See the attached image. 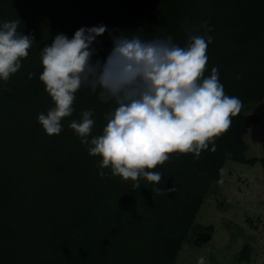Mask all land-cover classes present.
<instances>
[{
	"label": "trees",
	"instance_id": "16d2710c",
	"mask_svg": "<svg viewBox=\"0 0 264 264\" xmlns=\"http://www.w3.org/2000/svg\"><path fill=\"white\" fill-rule=\"evenodd\" d=\"M17 19L18 31L34 43L18 72L0 81V264H175L184 242L212 232L211 226L194 230L192 223L226 160L253 165L242 135L257 119L240 111L215 138L214 152L210 144L199 159L173 153L150 170L161 173L159 183L140 178L134 189L135 182L109 168L100 177V157L89 155L69 127L92 110L91 135L102 134L112 105L87 88L76 93L73 114L61 121L58 135L43 130L37 117L54 105L39 80L41 50L58 33L71 39L81 27L104 25L92 45L93 60L103 62L112 48L110 33L145 40L170 35L184 46L185 24L204 34L206 22L213 40L205 76L216 67L226 95L242 105L261 102L264 0H0V24ZM259 160L264 166V155ZM238 256L248 260L250 248Z\"/></svg>",
	"mask_w": 264,
	"mask_h": 264
},
{
	"label": "clouds",
	"instance_id": "9594fccd",
	"mask_svg": "<svg viewBox=\"0 0 264 264\" xmlns=\"http://www.w3.org/2000/svg\"><path fill=\"white\" fill-rule=\"evenodd\" d=\"M21 21L0 24V81L7 82L21 68L34 40L18 31ZM200 27L185 24L187 42L181 46L170 35L141 39L137 35H112V48L103 62L93 60L96 38L106 26L81 27L71 39L56 34L41 50L39 80L53 107L37 119L48 135L62 131L61 121L73 114L76 93L87 88L112 107L104 114L102 134L92 136V110H84L69 127L88 146L91 156L100 157L98 175L105 168L113 176L135 182L140 178L159 183L155 169L173 153H191L196 159L214 143L239 114L242 101L225 94L216 67L205 76L207 48L213 37L205 22ZM34 73H28L31 79ZM91 137V138H89ZM171 191V190H170ZM159 192V189H157ZM197 264H207L201 256Z\"/></svg>",
	"mask_w": 264,
	"mask_h": 264
},
{
	"label": "rangeland",
	"instance_id": "374dc122",
	"mask_svg": "<svg viewBox=\"0 0 264 264\" xmlns=\"http://www.w3.org/2000/svg\"><path fill=\"white\" fill-rule=\"evenodd\" d=\"M241 113L257 119L242 135L246 157L256 159L253 165L226 160L192 223L194 230L211 226V237L198 245L195 238L184 242L175 264H197L201 256L207 264H264V101L243 105ZM245 245L250 258L240 260Z\"/></svg>",
	"mask_w": 264,
	"mask_h": 264
},
{
	"label": "water",
	"instance_id": "95a60500",
	"mask_svg": "<svg viewBox=\"0 0 264 264\" xmlns=\"http://www.w3.org/2000/svg\"><path fill=\"white\" fill-rule=\"evenodd\" d=\"M210 237H211V234L208 231L207 232H199L195 237V242H198V241L204 242V241L210 239Z\"/></svg>",
	"mask_w": 264,
	"mask_h": 264
},
{
	"label": "flooded vegetation",
	"instance_id": "af4514ba",
	"mask_svg": "<svg viewBox=\"0 0 264 264\" xmlns=\"http://www.w3.org/2000/svg\"><path fill=\"white\" fill-rule=\"evenodd\" d=\"M199 233V232H198Z\"/></svg>",
	"mask_w": 264,
	"mask_h": 264
}]
</instances>
